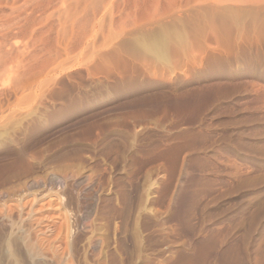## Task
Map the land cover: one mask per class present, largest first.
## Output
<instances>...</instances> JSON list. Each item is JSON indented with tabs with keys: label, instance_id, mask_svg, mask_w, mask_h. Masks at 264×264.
Here are the masks:
<instances>
[{
	"label": "rangeland",
	"instance_id": "obj_1",
	"mask_svg": "<svg viewBox=\"0 0 264 264\" xmlns=\"http://www.w3.org/2000/svg\"><path fill=\"white\" fill-rule=\"evenodd\" d=\"M0 113V264H264V0H0Z\"/></svg>",
	"mask_w": 264,
	"mask_h": 264
},
{
	"label": "bare ground",
	"instance_id": "obj_2",
	"mask_svg": "<svg viewBox=\"0 0 264 264\" xmlns=\"http://www.w3.org/2000/svg\"><path fill=\"white\" fill-rule=\"evenodd\" d=\"M238 1V0H236ZM245 1V0H244ZM241 2V1H240ZM166 42H167V36L165 34H158V35H146L143 38L139 39V43L141 44L142 47H144L145 49L155 52L158 56L160 57H165L166 54ZM3 112V111H2ZM1 114V113H0ZM30 178V177H29ZM50 180L52 181H57V176H52L50 178ZM25 185L28 188H34L36 186H38V181L37 179L31 178L29 179ZM13 192V191H12ZM27 193V192H26ZM58 193V192H57ZM27 195V194H26ZM36 195V194H35ZM0 198H1V203H0V212H3L5 210V208H20V211H25V218L30 219V223L29 225L27 224L28 229L24 228V233H22L21 235H19L22 245L24 246V248L29 252V254L34 255L35 253H39L42 252L44 249H55V245L52 239L50 240L46 235L41 236V237H37L36 240H34V214H36V211L39 208H35L34 206V202H35V198L32 197L31 199H27L25 202L21 203V201H18L14 198V196L12 194H10L9 192H7V190H0ZM59 197L57 196H52V198L49 199L48 205L51 207L56 206V217L59 218H63L64 216H66L64 214V210L62 209L60 203L58 202ZM55 202V203H54ZM36 205V204H35ZM40 205V204H39ZM40 207H45V206H40ZM41 209V208H40ZM40 212V211H39ZM9 213V212H8ZM52 217V216H51ZM37 220L42 224L43 220L45 219L43 215H40L38 217ZM68 219V218H67ZM66 219V221H67ZM50 220V219H49ZM69 220V219H68ZM28 221V220H27ZM69 222V221H68ZM45 223V222H44ZM53 225H51L50 223H45L40 229H38V231H41L40 233H43L45 231H49L51 230L50 228ZM64 227V225H63ZM60 228V226H59ZM26 229V230H25ZM56 229V228H55ZM64 230V229H63ZM18 231V230H17ZM60 232V231H59ZM68 233V229L67 231H65ZM64 233V232H63ZM63 233H61L60 235H62ZM65 234V233H64ZM69 234V233H68ZM40 236V235H39ZM49 236V235H48ZM16 238H18L16 236ZM57 238V237H56ZM55 239V238H54ZM57 240V239H56ZM45 242H47V244H44ZM58 242V241H57ZM69 242V241H68ZM65 244V243H64ZM68 245V244H67ZM66 245V246H67ZM68 248V247H66ZM8 249V248H7ZM62 250V249H61ZM69 250V248H68ZM67 250V251H68ZM56 251V250H55ZM65 251V250H64ZM43 253V252H42ZM63 253V252H62ZM30 255V256H31ZM63 255V254H62ZM53 256V255H52ZM60 256V255H59ZM63 257V256H62ZM60 259V258H59ZM17 262V261H16Z\"/></svg>",
	"mask_w": 264,
	"mask_h": 264
}]
</instances>
